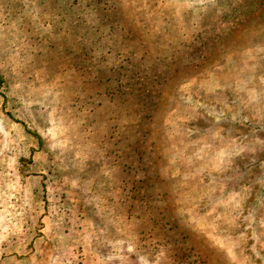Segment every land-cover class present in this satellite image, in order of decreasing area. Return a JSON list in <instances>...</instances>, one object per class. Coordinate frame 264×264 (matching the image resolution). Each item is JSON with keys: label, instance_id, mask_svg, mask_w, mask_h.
Wrapping results in <instances>:
<instances>
[{"label": "rangeland", "instance_id": "1", "mask_svg": "<svg viewBox=\"0 0 264 264\" xmlns=\"http://www.w3.org/2000/svg\"><path fill=\"white\" fill-rule=\"evenodd\" d=\"M0 264H264V0H0Z\"/></svg>", "mask_w": 264, "mask_h": 264}, {"label": "crops", "instance_id": "2", "mask_svg": "<svg viewBox=\"0 0 264 264\" xmlns=\"http://www.w3.org/2000/svg\"><path fill=\"white\" fill-rule=\"evenodd\" d=\"M99 197V196H98ZM61 246H62V244H61Z\"/></svg>", "mask_w": 264, "mask_h": 264}]
</instances>
